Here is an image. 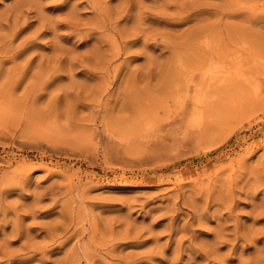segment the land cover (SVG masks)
Returning a JSON list of instances; mask_svg holds the SVG:
<instances>
[{
	"label": "rangeland",
	"instance_id": "obj_1",
	"mask_svg": "<svg viewBox=\"0 0 264 264\" xmlns=\"http://www.w3.org/2000/svg\"><path fill=\"white\" fill-rule=\"evenodd\" d=\"M0 264H264V0H0Z\"/></svg>",
	"mask_w": 264,
	"mask_h": 264
},
{
	"label": "bare ground",
	"instance_id": "obj_2",
	"mask_svg": "<svg viewBox=\"0 0 264 264\" xmlns=\"http://www.w3.org/2000/svg\"><path fill=\"white\" fill-rule=\"evenodd\" d=\"M212 80V79H211ZM215 81V80H214ZM189 86V85H188ZM185 93V92H184Z\"/></svg>",
	"mask_w": 264,
	"mask_h": 264
}]
</instances>
